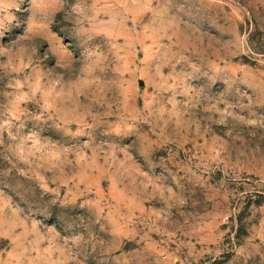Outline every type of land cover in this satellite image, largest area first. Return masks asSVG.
<instances>
[{
	"label": "rangeland",
	"instance_id": "obj_1",
	"mask_svg": "<svg viewBox=\"0 0 264 264\" xmlns=\"http://www.w3.org/2000/svg\"><path fill=\"white\" fill-rule=\"evenodd\" d=\"M0 264H264V0H0Z\"/></svg>",
	"mask_w": 264,
	"mask_h": 264
}]
</instances>
